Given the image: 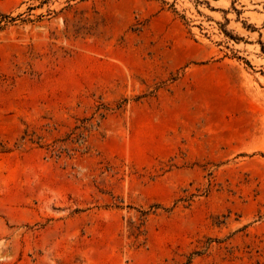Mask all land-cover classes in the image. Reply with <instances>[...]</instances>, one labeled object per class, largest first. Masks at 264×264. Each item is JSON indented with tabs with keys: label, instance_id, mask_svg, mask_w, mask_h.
<instances>
[{
	"label": "rangeland",
	"instance_id": "obj_1",
	"mask_svg": "<svg viewBox=\"0 0 264 264\" xmlns=\"http://www.w3.org/2000/svg\"><path fill=\"white\" fill-rule=\"evenodd\" d=\"M0 264H264V0H0Z\"/></svg>",
	"mask_w": 264,
	"mask_h": 264
}]
</instances>
